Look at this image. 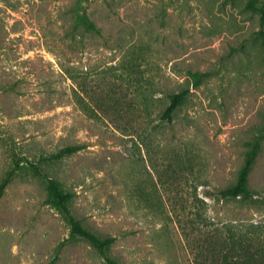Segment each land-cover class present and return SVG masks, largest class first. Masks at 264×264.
Here are the masks:
<instances>
[{
	"label": "rangeland",
	"instance_id": "1",
	"mask_svg": "<svg viewBox=\"0 0 264 264\" xmlns=\"http://www.w3.org/2000/svg\"><path fill=\"white\" fill-rule=\"evenodd\" d=\"M249 1L0 0V182L18 163L0 264H105L30 171L70 145L39 166L119 264H215L229 225L264 252V0ZM82 8L99 32L74 27ZM260 135L253 199L217 196Z\"/></svg>",
	"mask_w": 264,
	"mask_h": 264
},
{
	"label": "trees",
	"instance_id": "2",
	"mask_svg": "<svg viewBox=\"0 0 264 264\" xmlns=\"http://www.w3.org/2000/svg\"><path fill=\"white\" fill-rule=\"evenodd\" d=\"M257 0H250L249 7L257 10ZM260 17L264 20V8L259 9ZM74 27L82 28L84 31L99 32L94 21L90 18L85 9H76L74 16ZM264 35V33H263ZM196 82L200 81L203 76L202 73L192 74ZM189 92V88H184L178 92L169 94V103L163 111L162 117L166 120H170L175 109L183 102L186 95ZM263 136L260 135L252 143L250 153L247 155L244 164L238 171L236 180L225 188L217 189L216 195L230 200H246L253 199V191L249 188L248 177L252 170V166L255 162L256 156L260 150V141ZM80 145H70L58 149L56 152L48 155L41 156L39 161L47 160H59L66 155H70L81 149ZM38 161V162H39ZM38 162L30 163L31 174L35 177L43 179L45 183L47 200L58 210L63 219L69 225V240H84L90 244L97 253L104 259L105 264H119L118 261L111 256L110 248L113 245L115 238L113 236H101L96 232L85 227L81 221L72 213L70 209V201L72 194L67 191L62 183L44 173ZM18 163L15 161V166L10 168L3 179L0 182V198L2 197L6 187L16 175L18 169ZM234 225H229L226 229V235L224 238L225 248L220 252V259L214 260L215 264H264V252L255 251L252 248L253 240L246 238L239 231L234 230ZM62 245V244H61ZM56 257L53 258L49 264H54Z\"/></svg>",
	"mask_w": 264,
	"mask_h": 264
}]
</instances>
